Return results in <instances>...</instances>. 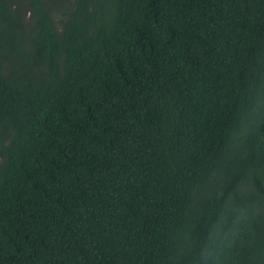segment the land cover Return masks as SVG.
Here are the masks:
<instances>
[{
    "label": "trees",
    "instance_id": "1",
    "mask_svg": "<svg viewBox=\"0 0 264 264\" xmlns=\"http://www.w3.org/2000/svg\"><path fill=\"white\" fill-rule=\"evenodd\" d=\"M0 264H264V0H0Z\"/></svg>",
    "mask_w": 264,
    "mask_h": 264
}]
</instances>
